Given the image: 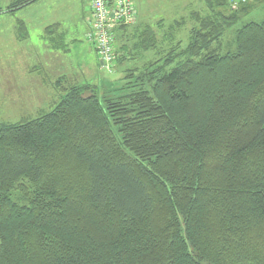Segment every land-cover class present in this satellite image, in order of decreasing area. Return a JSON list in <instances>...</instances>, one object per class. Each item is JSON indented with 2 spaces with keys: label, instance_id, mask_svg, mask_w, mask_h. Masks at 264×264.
I'll return each instance as SVG.
<instances>
[{
  "label": "trees",
  "instance_id": "obj_1",
  "mask_svg": "<svg viewBox=\"0 0 264 264\" xmlns=\"http://www.w3.org/2000/svg\"><path fill=\"white\" fill-rule=\"evenodd\" d=\"M203 1L185 45L119 22L115 82L0 124V264H264V20L220 42L264 0Z\"/></svg>",
  "mask_w": 264,
  "mask_h": 264
},
{
  "label": "rangeland",
  "instance_id": "obj_2",
  "mask_svg": "<svg viewBox=\"0 0 264 264\" xmlns=\"http://www.w3.org/2000/svg\"><path fill=\"white\" fill-rule=\"evenodd\" d=\"M0 1V7L5 9L7 1ZM133 4L138 13L137 22L140 20L143 24L153 26L162 21V28L156 29L160 43L158 50H161L159 56L154 55L157 59L168 53L176 43L182 42V46L187 43L191 29L195 26L190 20L192 13L198 12L202 17L211 16L203 0H133ZM262 6L264 4L260 3L245 16H238L243 17L241 21L232 28L229 27L222 35L220 42L223 54L232 48L234 33L242 24L260 23L264 20V8L260 9ZM48 18L15 17L12 13H0V124L35 118L39 111L50 110L52 104L62 94L63 87L70 84L69 80L61 78L60 75L68 72L64 71L63 60H71L75 65L86 64L83 69L86 79L94 85L98 83L100 90L105 89L103 86H106V83L115 82L121 76L116 68H111L112 66L108 70L96 68V65H99L98 55L86 37H83V27H72L76 17H66L70 25L64 24L68 32L75 36L73 39H76V42H69L65 55L53 53L50 49L52 43L49 41L50 44L46 43L44 40L49 36L47 30H44V38L40 36L42 26L50 20ZM181 18L185 19V24L177 35H174L172 44L168 47V43L162 39L163 34L167 33L166 27ZM23 19H30V25L26 27L28 36L26 40H18V26ZM161 40L163 41L160 42ZM116 43L115 41L114 45ZM66 73L63 76L68 78Z\"/></svg>",
  "mask_w": 264,
  "mask_h": 264
},
{
  "label": "crops",
  "instance_id": "obj_3",
  "mask_svg": "<svg viewBox=\"0 0 264 264\" xmlns=\"http://www.w3.org/2000/svg\"><path fill=\"white\" fill-rule=\"evenodd\" d=\"M6 1H7L6 4L7 7L12 0H6ZM90 7H91V0H38L37 2L16 11L13 14V16L49 17L48 19L50 20L42 26L43 29L40 36L44 38L43 37L44 30L52 26L55 27L58 26V28H56L57 30L51 29V31L52 30L53 31L48 34L49 35L48 39H44V40L46 43L49 42L52 43L50 49L52 50L53 53L59 52L60 55H65V53L68 51L69 42L70 43L76 42V39L75 40L73 39V37L75 36L71 35L68 32L67 27L64 25V24L70 25L67 22L68 20L65 18L76 17L74 23H72V27L79 28L80 26H82L84 29L83 37L85 36L87 39L86 35L89 31V18H90V10H91ZM21 22H23L26 27L30 25V19L27 20L23 19ZM139 23L142 22L139 20ZM88 43L91 44L90 42ZM63 62L64 64L65 62L67 63L66 65L67 67L64 64L62 65L64 71H68L67 73L65 72L68 78L63 76L65 75V73L60 74L62 75L61 78L69 80L70 84H80L89 81L86 79L85 73L83 71V69L86 67V64L75 65L74 63H72L71 60L68 59L63 60ZM96 68L100 69V62L99 65H96ZM57 73L59 72L57 71ZM96 85H98V83H96Z\"/></svg>",
  "mask_w": 264,
  "mask_h": 264
},
{
  "label": "built area",
  "instance_id": "obj_4",
  "mask_svg": "<svg viewBox=\"0 0 264 264\" xmlns=\"http://www.w3.org/2000/svg\"><path fill=\"white\" fill-rule=\"evenodd\" d=\"M231 6L246 5L253 0H225ZM87 40L93 45L106 70L114 59L113 29L117 23L131 26L138 19L133 0H91Z\"/></svg>",
  "mask_w": 264,
  "mask_h": 264
}]
</instances>
